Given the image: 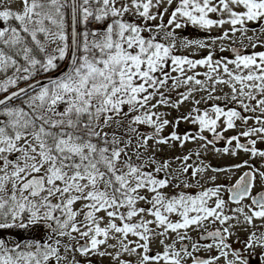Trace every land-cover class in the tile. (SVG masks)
Listing matches in <instances>:
<instances>
[{
    "label": "snow or ice",
    "instance_id": "6c2138e0",
    "mask_svg": "<svg viewBox=\"0 0 264 264\" xmlns=\"http://www.w3.org/2000/svg\"><path fill=\"white\" fill-rule=\"evenodd\" d=\"M185 25L208 35L179 37L180 47L206 54L176 52ZM230 33L252 50L226 45ZM217 45L231 58L214 59ZM0 77V264H249L228 242L234 235L264 264L254 225H264V0H0ZM181 121L195 130L179 133ZM221 139L235 142L225 153L260 158L259 167L244 160L226 189L237 207L225 212L221 185L165 191L189 186V155L170 158L181 162L174 175L163 146ZM241 222L252 226L243 241ZM192 229L210 242L194 241ZM153 240L162 247L154 254ZM213 247L216 255H194Z\"/></svg>",
    "mask_w": 264,
    "mask_h": 264
},
{
    "label": "rangeland",
    "instance_id": "374dc122",
    "mask_svg": "<svg viewBox=\"0 0 264 264\" xmlns=\"http://www.w3.org/2000/svg\"><path fill=\"white\" fill-rule=\"evenodd\" d=\"M5 2L12 4L13 6L17 5L19 3V0H5ZM225 27H228V25H225ZM249 27H258V25L254 23H250ZM177 32V48L176 52L178 54H187L194 57H199L202 54H206V49H199L195 53L193 52L192 48H182L180 47V41L179 37H187L189 39H202L205 36L208 35L207 32L202 31L192 25H185L181 27L180 29L175 30ZM212 34H217V30L213 29ZM248 35H251V32L248 33ZM230 39L225 41V44L235 43V46L242 52H250L251 46L250 41L247 39H244L242 41V38L240 37L239 33H237L234 37L232 34H229ZM244 45H248V47H244ZM216 51L214 52V59L219 56H228L231 58L232 54L230 50L227 48L225 51L221 52L219 51V45L216 46ZM204 69L198 68L197 71H203ZM202 78V77H198ZM229 89L225 85H217V94H223L224 92H228ZM189 107L188 104H183L180 109H167L169 112V119H174L175 116L178 114V112H185L187 108ZM255 122L252 120L248 121L249 125H253ZM237 124H239V121H237ZM192 129L195 130V126L191 124H186L185 122L181 121L178 124L177 131L179 133H183L184 131H188ZM242 130V129H236V130H227L224 133H222V136H228V135H234L236 131ZM171 131L170 127H166L163 130V134L167 135ZM204 135L211 138V133L205 131ZM255 139V136L252 137ZM241 142H244L245 138L240 137ZM225 143L229 144V147H234L235 142H227L224 139L218 140L215 142V145H207L206 147L202 148L200 147L201 144H205V141L196 140V141H186L184 145H180L179 142H173L174 146L169 147L167 145L163 146L164 151L161 153L163 155L164 159H170L171 157H182L183 155H189V160L186 162V164L189 166L188 173L184 174L183 179L187 180L188 187L184 188L182 185L166 188L165 191H168L170 194L178 193L179 191H186L191 192L193 194L196 193V190L199 191L202 190L204 187H214L216 185H221V190L219 195L221 198H223L226 202V205H228L227 202V194H226V188L234 184L236 179L240 176L242 172L246 170V166L242 164V162L246 159H250V162L252 163L256 157H251L250 153L245 152L243 149L237 150L236 154L233 155L231 151L228 153L223 152V147L225 146ZM257 148L264 149V143H261L260 141H257L256 144ZM216 149H219L217 151ZM198 153V155H197ZM256 161H260V158H257ZM260 163V162H259ZM171 169L173 170V174H178L180 172L181 168V162L179 160L170 159ZM233 164H240L241 167L239 168H231L230 165ZM199 167L202 168L203 171L197 173V177L195 179L191 178V171L193 167ZM219 167V166H227L228 168L222 170V171H214L213 167ZM259 167V166H258ZM212 177H215V179H211ZM234 205H231L229 208H233ZM243 218H241V221ZM260 222L259 220H254V223ZM206 224H209L208 222ZM243 226H249L241 224L234 229L236 232V235L240 236V230H242ZM241 227V228H240ZM183 232V231H181ZM235 236V235H234ZM169 239H166V243L173 242L175 239V233H170ZM241 237V236H240ZM236 239V237H234ZM180 244V242H178ZM162 250V247L159 245L158 240H153L152 242V253L154 254L156 251ZM71 255V254H70ZM79 259H83V257H78ZM90 259L93 260V264H100L102 258L99 256L96 257H90ZM103 264H108L107 258H103Z\"/></svg>",
    "mask_w": 264,
    "mask_h": 264
},
{
    "label": "flooded vegetation",
    "instance_id": "af4514ba",
    "mask_svg": "<svg viewBox=\"0 0 264 264\" xmlns=\"http://www.w3.org/2000/svg\"><path fill=\"white\" fill-rule=\"evenodd\" d=\"M257 158H259V157H256V159ZM256 159L252 162V164H255L258 167L260 165V163H259L260 161L258 162V161H256ZM259 187H260V183H259V181H257L256 188H254L253 191L257 190ZM227 202H228V205L225 204V212H228L229 209H231V208H229L231 205H234L233 208L237 207L236 203H231V202L228 201V199H227ZM247 202L248 201H245V203H247ZM206 223L207 222H205V224H204V228H206L208 230H212L214 227H218L219 226V222L218 221L215 224H212V223L206 224ZM254 225H255V228L258 231H264V225H261L260 222L254 223ZM242 228L243 229L240 230L241 241H243V239L247 235V231L245 229L247 228L248 231H251L252 230V226L251 225L243 226ZM188 235L191 236L194 241L198 239L199 242L202 243V244L210 242L209 238L203 236V233H202V231L200 229H192V230H190L188 232ZM234 237H236V236H231V237L228 238V242L231 244V246L233 248H241L242 254L245 255V256H248L249 264H259V255H258V253H259L260 249L257 248L255 250L256 254H250L252 252L251 249H249L247 252H245L243 250V244L242 243H237V241H236V239H234ZM178 242H180V244H181V241H175L177 248L180 247V244H178ZM183 243L188 247L189 251H191L190 242L188 240H185V241H183ZM209 254L216 255L217 254L216 249L213 247V249L211 250V253H209L208 250L201 248L199 251L194 253V255H197V256H199L201 258H207V256ZM186 264H190V258H188ZM220 264H223V259L222 258L220 260Z\"/></svg>",
    "mask_w": 264,
    "mask_h": 264
},
{
    "label": "trees",
    "instance_id": "16d2710c",
    "mask_svg": "<svg viewBox=\"0 0 264 264\" xmlns=\"http://www.w3.org/2000/svg\"><path fill=\"white\" fill-rule=\"evenodd\" d=\"M0 78H2V77H0ZM23 235H24L23 233L20 234L21 238H23Z\"/></svg>",
    "mask_w": 264,
    "mask_h": 264
}]
</instances>
